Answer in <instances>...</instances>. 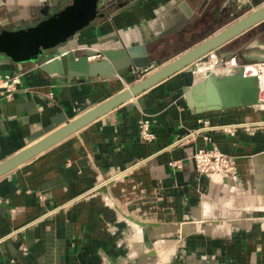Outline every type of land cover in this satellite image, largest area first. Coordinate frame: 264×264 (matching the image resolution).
Segmentation results:
<instances>
[{
    "label": "crops",
    "instance_id": "obj_1",
    "mask_svg": "<svg viewBox=\"0 0 264 264\" xmlns=\"http://www.w3.org/2000/svg\"><path fill=\"white\" fill-rule=\"evenodd\" d=\"M53 2L0 0V29L34 24L70 0ZM108 3L55 54L139 48L149 65L69 78L0 55V69L21 80L0 93V164L264 6ZM210 51L264 62V19ZM199 79L179 70L0 175V264H264V106L197 113L185 95ZM142 119L151 140L139 134ZM213 145L235 157L233 180L196 170L194 151Z\"/></svg>",
    "mask_w": 264,
    "mask_h": 264
},
{
    "label": "water",
    "instance_id": "obj_2",
    "mask_svg": "<svg viewBox=\"0 0 264 264\" xmlns=\"http://www.w3.org/2000/svg\"><path fill=\"white\" fill-rule=\"evenodd\" d=\"M54 1L53 6L57 3L68 2V0ZM108 6V0H70V3L48 12L45 18L34 24L14 29H0V55L14 63L39 62L44 71L62 74L69 78L120 75L149 65L150 61L146 53L139 48L88 50L82 55H76L75 51L67 50L55 54L59 46L65 44L76 32L103 16L104 13L100 9L104 10ZM263 19L264 6L77 119L6 159L0 164V175L171 74L182 69L191 72L195 69L194 62L198 58ZM95 56L102 58L89 59ZM258 92L257 77L255 75L244 76L239 69L238 73L223 76L209 74L199 79L187 91L185 98L187 105L200 113L215 109L259 105Z\"/></svg>",
    "mask_w": 264,
    "mask_h": 264
},
{
    "label": "built area",
    "instance_id": "obj_3",
    "mask_svg": "<svg viewBox=\"0 0 264 264\" xmlns=\"http://www.w3.org/2000/svg\"><path fill=\"white\" fill-rule=\"evenodd\" d=\"M235 1L242 2L244 0ZM194 65L195 69L191 72L200 79L207 77L209 74H228L236 68L240 69L244 76H249L247 66H253L255 69L254 75L258 79L259 105L264 106V62L239 64L234 56L221 58L214 51H209L198 58ZM20 82V74L4 72L0 69V93L10 96L17 89ZM221 128L226 130L227 126H221ZM199 131L200 129L190 132L187 139H191L192 135ZM139 134L145 140L153 139V134L150 131V122L147 119L139 121ZM205 139L207 138L205 137ZM192 159L198 173L205 175L209 179L233 180L237 175L235 157L220 152L214 145L209 148L196 149Z\"/></svg>",
    "mask_w": 264,
    "mask_h": 264
},
{
    "label": "rangeland",
    "instance_id": "obj_4",
    "mask_svg": "<svg viewBox=\"0 0 264 264\" xmlns=\"http://www.w3.org/2000/svg\"><path fill=\"white\" fill-rule=\"evenodd\" d=\"M44 18H45V17H44ZM249 64H252V63H249ZM249 70H250V72H251L252 74H254L255 69H254L253 66H249Z\"/></svg>",
    "mask_w": 264,
    "mask_h": 264
},
{
    "label": "bare ground",
    "instance_id": "obj_5",
    "mask_svg": "<svg viewBox=\"0 0 264 264\" xmlns=\"http://www.w3.org/2000/svg\"><path fill=\"white\" fill-rule=\"evenodd\" d=\"M249 66H251V65H249ZM249 66H247V70H248L249 74H250V75H254L255 73L252 74V73L250 72V70H249ZM263 105H264V104H263Z\"/></svg>",
    "mask_w": 264,
    "mask_h": 264
},
{
    "label": "flooded vegetation",
    "instance_id": "obj_6",
    "mask_svg": "<svg viewBox=\"0 0 264 264\" xmlns=\"http://www.w3.org/2000/svg\"><path fill=\"white\" fill-rule=\"evenodd\" d=\"M100 11H101V9H100Z\"/></svg>",
    "mask_w": 264,
    "mask_h": 264
}]
</instances>
